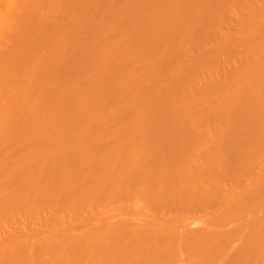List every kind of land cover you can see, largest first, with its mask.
Segmentation results:
<instances>
[{"label":"bare ground","instance_id":"1","mask_svg":"<svg viewBox=\"0 0 264 264\" xmlns=\"http://www.w3.org/2000/svg\"><path fill=\"white\" fill-rule=\"evenodd\" d=\"M106 1H104V3ZM129 1L127 0L128 3H131ZM149 1L151 0H136L134 2L136 6L133 3L132 5L129 4L130 6H133L131 9L127 7L128 3L126 4L124 0L122 1L126 5L124 6L123 4V6L127 7L126 10H133V8H135L132 15L136 18L133 20L137 19V17H139V20L141 17L145 18V14L153 9L152 13L151 11L147 13V16H149L148 14L151 13V17L149 16L148 20L146 18L145 21L141 18L142 21L144 20L142 23L141 20L139 21L138 19V21L136 20L137 22L135 21L136 23L132 22L131 20L133 16H130V20L125 21V16L123 14L126 13V11H124L125 8L123 6L122 7L124 9L121 8V11L124 13L118 14V12H114V14L117 13L116 16L118 15V20L116 16L112 14V16H115V22L119 21L118 25H116L117 23H115L112 19L111 21H113L112 23H115V25H111L112 23L110 19L109 23L111 24L108 23V20L106 23L104 22L106 20L105 18H109V15L106 14L113 12V10L111 11L109 9L114 8L112 5L115 1L113 4L108 1L107 6L112 4V8L110 5L108 6L110 7L108 9L109 11H107L108 13H106V8L102 6V8L105 9L104 12L106 13V16L104 15V21L101 19H99V21L101 20V22L104 23L99 24V21H97L98 23L95 21L94 24L98 25H96V27L95 25L94 27L91 25L93 28V31L91 30V38L90 36H87L88 43H91L90 46H92V44L94 45L92 46V49H90L91 47L89 48L90 52H87V49V53L82 54V52H79L80 50L75 51L80 47L77 49H74V47V51L71 49V46L70 48L65 47L67 55L66 52H64V57H62L61 61L59 60L61 65L60 70L63 73V77L60 76V70L57 74V77H55V74L53 77H50V82H52V79H54L56 85L54 84L52 88L48 89L49 92L47 91V99L44 96L42 100L40 99V101H37L31 90L33 87L37 85L39 86V83L43 77L42 73H44L48 62V58L51 59L50 56L55 55L56 52L59 51L60 41H65L64 43L67 41V38H65L63 41L62 37L60 40V29H62L60 28V12L64 11L63 9H67L70 4L74 3L75 6H73L77 8L78 6H76L75 0L74 2H72V0H0V6H3V8L0 7V139L3 140L5 138L3 141H6V144H11L12 139L11 142H8L7 139L16 136L13 138L15 140L18 135L23 133L19 131H24L25 135H23L24 133L22 134L24 137L28 136V141L24 142L25 146H21L20 144L22 148L17 147L19 148L17 150H14L13 148L10 151L6 148L4 150L3 145L0 144L2 145V151H0L2 152V154H0V156L2 155V159H0V174H3L2 177L6 178V176L10 173V179H12V176L14 177L18 174L32 178L31 180H27L22 183H20L19 180L18 182L16 181L18 177L16 179L14 178L15 182H12L13 179L10 182V180L6 178V181L9 183H5V179L1 178L4 180V183H2V181V184L0 183V264H186V262H192L193 264V262L195 263L196 261L197 262L195 264L199 262L202 264H218L219 261L218 263L215 261L218 258L221 260L223 259V262H225L224 264H264V214L259 213L262 211L260 207L264 205L262 203V206L259 207L261 211L258 210L259 215L263 214L260 218L259 215L256 214L258 208L257 204L261 201H255L257 204L254 203L256 197L258 200V197H260L261 194H264V116L258 117L254 116L255 114H253L251 119L247 118L249 119L248 123V120L244 115L243 117L246 119V121H244L243 126H245V122H247L249 126H245L246 129L241 133V129L244 128H238L239 131L237 129L235 130L234 127L231 128V132L232 129H234L237 134L239 133V137L235 136L236 139L238 138L236 140L237 142L235 141L236 145L232 141L234 146H238L237 149L233 147L232 149L227 150V153L223 150L226 154H223L224 152L222 151L224 145L221 146L222 149L217 147L218 150L222 151L221 153L223 156H221V154L218 155V152H212L214 151V148H216V145L215 147L212 146L214 147L211 148V150L213 149L212 151L209 149L206 150L208 143V140H206L207 138H204L207 137L205 135L206 133L204 134L205 136H203V139L206 140H204L206 143L203 144L205 147L200 141L202 140L203 142V139L197 137V134L200 130L198 127L200 124L205 126L207 121L203 119H205L207 115L212 116V118H210L211 116H208V122H211H207L209 127H212L210 126V124L213 123L211 119L216 117L218 112H220L218 111L220 109H216L217 107L215 103L218 102L217 97H222L218 96V94H222V92L223 94L227 91H231L230 93L236 92L235 94H238L237 92H239L240 94L238 96H241L242 94L243 98H240L245 100L251 96V93L254 98H252V96L250 98L252 102L251 106L249 105L250 103H247V106L249 105L250 108H253V104L255 106V103L252 101V99H255V94L253 95V93H256V102H259L260 104L263 103L261 105L256 103V107L259 105L261 108V106L264 105V102H262L264 101V93H262L264 90L262 91L261 89L264 88V27H260L261 29L258 31H254L253 29L255 26H257L253 24L254 20L261 19L264 22V0H216L215 2L213 1L214 4L212 3V7L210 6L211 0L207 1V3L203 2L205 0H153V2L151 1L153 5ZM208 2L210 5L207 9ZM147 3H151L149 6L152 5V7L150 6L151 9L148 8L149 10H147L148 6L146 7ZM199 4L206 7L204 10V13L206 14H202L204 7L202 11H200L201 8L199 6L197 7ZM230 4L234 7H237V9H235L233 6L230 7ZM120 7L121 6L119 5L118 9ZM227 7L231 9L228 10ZM194 8L196 9V14L197 11H200L201 15L204 16L201 17L199 13L198 15L200 18H206L205 20L208 19L207 21L213 25L209 24L211 26L210 27L207 24V27H205L206 25L204 24H206V21L203 24V21L201 22V20H198L199 16H195V13H193L195 10ZM68 10H70V8ZM73 10L77 9L73 8ZM100 10L102 12L103 9ZM118 11H120V9ZM101 12L99 13L102 14ZM208 13L210 17L208 16ZM103 14L101 17H103ZM121 15L124 19V22L122 23L121 20H119ZM98 17L99 14L97 18ZM196 17H198V21H194L199 23L197 24L198 29L193 27L194 30H199V28H201L199 25L202 26V28H207V31L204 30L205 28L203 30L201 28V30L197 31L199 35L194 31V33L198 35V40H196V42H198L197 44L199 47L196 45V42L193 45L196 37L193 33V28L190 27L191 25L196 26L195 22H193V19ZM77 21H79V19ZM144 22L145 24L143 25ZM220 23L221 27L219 25ZM252 24L254 27H252ZM215 25L219 27V33L223 26L226 27V31L221 33L223 35L216 36L219 33H212V31H214L213 27ZM113 26L114 28H112ZM109 28H111L113 31L111 29L108 31ZM208 28H210V30H208ZM230 28L231 30L235 29V31L232 30V32L230 30L231 32H229ZM185 29L186 34L184 31ZM188 29L194 34V36L191 32L189 33ZM159 30L165 32V34H168L166 41L164 39L165 34L163 35V33H161L162 31ZM66 32L68 33V30ZM107 32H110L109 34L111 36H114L115 34H118V38L120 36L119 40L116 38L117 35L114 36L116 39L114 37L110 39L111 41L116 40V42L113 41V43L116 44L111 43V41H109V43L107 42V40L111 37L107 35ZM149 32L150 35H147ZM151 32L154 34L157 32V34H155V39V36H152L154 34ZM180 32L181 35L179 34ZM187 32L188 35L192 34L189 36L191 39L188 38ZM111 33H114V35ZM183 33L184 35H182ZM158 34L160 36H157ZM161 34L163 36H161ZM185 35L188 40L191 41H188ZM104 36L109 37L108 39H105ZM148 36L150 37L148 38ZM179 36L181 38L185 37L184 42L188 41L185 43V46H188L191 44V42H193L191 44L193 46H186V50H189L188 52L190 54L191 48L194 46V48H198H196V54L194 53L196 56L192 52L194 55L193 59L192 57L187 58L190 57V54L185 51V48L184 50L181 48V46H185L183 40L179 39ZM251 36L253 37L251 38ZM157 37H163V39L159 40ZM103 38L105 41H103ZM150 38L151 41L154 40L156 43L159 41L155 45L156 47L153 45V42H151V45L149 42ZM141 39L142 41H145L142 42ZM162 40L168 45L171 44L170 46L173 47H169L167 45V48H165L166 45H163L165 43H163ZM213 40L215 42L214 45L216 44L215 47L213 46ZM84 41L81 43H84L83 46H86L88 43ZM147 41L150 44H148ZM202 41H204V43H202ZM205 41L208 44H212L210 48L212 50L209 52L207 50V53H204L203 50L206 51V49L209 48L211 44L208 46L205 44ZM71 42L72 41L69 43ZM173 42H179L180 44L182 43L181 46H178V48L180 47L182 49L179 54L182 55L186 53V56L184 55L185 57L183 55L180 57L179 54L175 53L181 49L178 50V48H176V43L172 45ZM145 43L146 45L144 46L143 44ZM160 43L163 45V48L161 46L162 49L157 48L158 44L161 45ZM199 43L201 45L203 44V46H207H205L206 48L202 46L204 49L200 51L203 52V54L199 52L200 55H197L199 48H201ZM149 45L152 47L154 46L156 51L153 48L150 49L151 47H148ZM159 45L158 47H160ZM174 46H176V50L174 49ZM234 46L237 48V50L235 49V55L238 52L236 59L235 57L234 59L232 57L234 54H230L232 52L234 53V50L230 52L231 49L235 48ZM257 47H259V49L262 48V50H260L262 54H260L261 52L259 50V54H256V51L254 50H256ZM172 48L175 51H170ZM69 49L75 53H69V51H67ZM184 51L185 53H183ZM76 52H78L79 55ZM226 53L229 55V57L225 55ZM59 54L57 55L60 56ZM188 54L189 56H187ZM216 55H218V57ZM219 55H222L223 58L226 56V59H224L223 62L227 64V66L228 63L226 60H228V58L230 59L231 57L234 61H238V65L236 61L232 63L233 65L236 63L235 65L237 66L232 65L230 69L229 67L222 65L224 69L227 67L230 73H228L226 69L223 70L225 71L224 73L222 71V74L218 73L217 76H215V71L217 68L215 70L214 67L219 64V57H222ZM147 56H150V58H154V61H157L159 66H157L158 64L156 62L154 63V61L151 59L153 61L152 63H154V66L157 64L155 67H157V71L160 72L154 70V66H151L153 70H151L150 67L146 68V70L143 69L150 64L149 62L145 61ZM183 57L185 61L186 58L188 59L187 63L191 59L192 62H189V64H196V61H198L199 64L201 63L199 62L200 60H204L206 58L203 61L204 63H201V65L203 66L204 64L205 67L208 65L206 68L207 70L203 69L205 67H202L201 69L206 71L208 74L206 75L205 72L199 73L202 71L200 68V71L196 72V65L192 66V64H190L193 68L189 67V64H185V66L183 65V67H180L178 65V59L181 61L180 64L186 63L183 62ZM208 58L211 59L210 61L215 60V62H210ZM147 59L150 61L149 57H147ZM207 59L210 64L208 63ZM232 59H230L229 62L233 61ZM112 60V66H110V62ZM116 61L117 64L114 63ZM132 61H135V66L134 63L131 64ZM216 61L218 63H216ZM144 62H146L147 65L146 63L144 64ZM223 62H220V64H223ZM130 64L132 65V69H130ZM141 64V69L143 72L145 70V73H143L144 77L141 76V70V73L139 72V67ZM209 65H213L211 68L214 69L215 75H213V70L209 68ZM105 66L107 69H110H105V71L108 72L103 71ZM108 66L110 68H108ZM172 66L176 68L175 71L174 69H171L173 72H176L174 73L175 75L173 78L170 75L171 79L168 78L167 80L169 74L167 77H164L163 74H161L163 77L160 75V78H164L165 80L164 81L160 79L161 81L166 82L167 80V82H170H168L169 86L164 85V89L162 88V83L161 88L163 90L161 91V88L159 87L161 81L156 77V72L159 74L164 73V68L169 67L165 70L166 72L168 71L167 73H169L171 72L169 69L172 68ZM158 67L160 70H158ZM260 68L261 71L258 73ZM134 70H137V73L140 74L142 80L145 79L147 82L150 80L149 78H154V75L150 76L152 74L149 75V73H146V71H153L151 73L155 74L156 78L155 81L154 79H151L150 82H154L148 84L144 81L142 82V80H139L141 78H139V75H136V80L139 82L137 87H139V89L135 87L138 83L136 80H134L136 81V85H134L133 89L131 88V90L137 89V91H135L140 93L139 95L136 94L135 91L134 93L132 91L133 96L134 94H136L138 97L142 95V98L140 97L142 100L136 96L137 102L141 103V101H150L153 104V101L154 103H157L158 100H161L158 103H163L162 106H167L168 104L171 105V103L176 105L174 102H177V99H179V104L177 105L178 108L174 107L176 108V112H170L174 109L170 105H168V108H166V106H158L159 104L157 103L154 104L157 105L154 109H158L154 110L156 112L155 114L160 113L161 110L164 109L162 112H170L168 115L172 114L168 116L166 113H163L166 114L168 118H173L172 120H174V125H176L177 121V123H179V121L182 123L183 121L182 124L184 125L185 129L189 128V130H192L191 128H193L194 131L195 127L194 137H197V139L192 138L195 141L191 140L190 136V140L188 138L190 142L186 143L179 136L182 140V143L184 142V144L186 143L187 145L180 144L179 146L177 145L179 143H177L176 145L179 151H175L174 148L172 151L175 152H169V147L165 149V147L168 146V141H166L167 145L162 144L164 148H162V146H160L161 144H159L158 148L154 149L156 145H149L148 147L146 144H143L144 142H142V144L133 141L126 143L123 140H127L126 137L136 138L138 135L141 136L138 130H142L139 126L142 124V122H140L138 119L144 118L142 117L144 116V113H147L146 115L151 113L153 111L152 108L154 107V105L149 103V105L151 104V107L149 106V109H147L151 111V108L152 111L149 112L147 109H145V112V110H142L146 108L145 105L148 103H144L145 105L143 104V107H141V105L139 103L137 104L135 99L132 97V93L128 94L125 91L123 87L124 82L120 84V79L123 80L122 77L124 76H128V79L130 80V74L128 73L133 74ZM242 70L244 73H241ZM209 72L210 75H213L210 77L211 79H213L214 76L218 77L219 80L214 82L215 84L217 83L216 85L213 84L210 79V81L208 80L207 76L209 75ZM237 72L239 75H237ZM134 73L136 74V72ZM165 73L164 75L167 74ZM202 74H205L204 77L200 76ZM240 74L241 76L243 75L241 80H236L235 77H240ZM146 75L149 78H147ZM58 76H60V78L62 77L61 82L59 81L60 78H58ZM199 77L202 81H198ZM205 78H207L208 82H210V85L207 83ZM228 78L231 80L227 81ZM125 80L127 79L125 78ZM157 80H159L160 84ZM140 81L144 84H140ZM197 81L199 83L202 82L200 84H203V86H200L201 88L196 87L198 89L191 90L189 88L193 85L191 83L196 82L198 85L199 83ZM131 82L132 81L130 80L128 84ZM156 82H158V87H156L157 85L154 86V83L156 84ZM167 82L164 84H167ZM226 82H229L230 85ZM231 83H236V85H234L236 86L235 91H233L234 89ZM78 84H80V88H78ZM211 84L215 85V87L217 86L215 88L216 90H214V86L212 87ZM150 85L154 86L153 88L156 87V90L157 88H160V91H156L154 89L157 94L154 91L150 93ZM187 85L189 90L185 89L187 88ZM83 86H85V89ZM224 86L228 87L225 89ZM230 86L233 90L229 89ZM238 86V89H240V87L248 89L249 94L246 93L247 91L245 92V96L248 94L246 98L243 96L244 92L241 90V93V91L237 89ZM218 87L220 91L218 90ZM77 88L79 90H87L90 88V90L88 89L89 92H83V94H87V96L86 94L84 96L87 97L84 99V101L86 100L84 103L81 102L80 104V101H73V95L76 93V90L79 93ZM127 89V91L130 90V88ZM210 89L211 92H213V90L214 93L215 91L217 93L219 92L218 94H215V100H217V102L212 100L214 98H210L212 96L214 97V93H211V96L209 97L211 100L206 98V96L210 93H208ZM224 89L226 91H223ZM256 89L257 91L261 90L262 92H258L262 93L263 96L260 97V93H257ZM131 90L129 92H131ZM250 90L256 92L252 93ZM148 92L150 93L149 96H151L152 93L155 95L152 94L153 96L145 101L143 97ZM158 92H163V94L161 93V96H157L159 94ZM44 93L46 94V92ZM226 94L229 96V92ZM226 94L225 97L227 96ZM235 94H231V96H237ZM166 95H168L169 98L171 97V100H169V98L166 99ZM204 95L206 100L209 103H212L209 104L205 100ZM75 96H77V98L79 97L78 95ZM175 96L178 98L174 99ZM228 96L226 97L227 101L225 106L222 105V108L220 107L221 109L226 107L228 110V104H232L231 100L229 101V99H232V97L230 96V98ZM129 97L133 98L134 100H132L131 106H129V108V104L126 103V110V108L122 107L121 105L124 106V103L126 102L124 99L126 98L127 102H129ZM155 97H161V99L157 98L158 100L155 101ZM257 97L260 99H257ZM195 98L196 100H194ZM237 98L238 97L235 99L234 97L232 101L236 100V103L239 102L238 105H240V103H244L245 100L243 101L239 99L240 101H238ZM145 99H147L146 96ZM151 99H153V101ZM198 99H200V101ZM219 99V104L221 105L222 99ZM122 100L124 103H122ZM192 100L194 101L192 102ZM204 100L205 102H202ZM223 100L222 102L224 103L225 100ZM120 101L121 105H119ZM133 101L134 104H132ZM168 101L170 103H168ZM200 102L202 105H200ZM236 103L234 101L233 106H235ZM116 104L117 106H121L118 108L125 109L118 110V108H116V112L117 110L119 111L117 112V115L122 113L123 118L126 119V122L107 123V129L105 127L104 129L103 126L101 127L100 125H97L96 127H93L94 130L96 129L95 131L92 130V133L88 131L91 133L88 134V136H86L87 134L85 133L86 135H84V137L83 134L82 137L81 135H77L78 137L75 139L76 137L71 135L70 138L73 136L74 139H68L66 140L67 142L65 141L67 137L69 138L70 131L75 130V133H77L78 125L81 123H84L83 125H85L87 122H89L91 125L95 123L100 124L95 121L100 120V118L105 115V112H108L107 110L110 111V109H115L117 106L114 105ZM169 106L171 109L170 111ZM243 106L246 107L245 105ZM243 106L241 105L242 112L244 111ZM214 107H216V112L214 111ZM232 107L231 110H233ZM165 108L167 111H165ZM237 108L238 106L236 109ZM256 109L259 108L257 107ZM122 110L124 111L120 112ZM227 110H224V112ZM237 110H235V112ZM252 110L254 112V109ZM212 111L214 112L213 114L217 115H212ZM233 111H228L231 113L230 116L227 112L226 114H223V116L226 118L229 116L230 118L235 113ZM245 111H247L246 108ZM116 112L113 114L116 115ZM124 112L127 116L124 114ZM221 112L224 113L222 110ZM240 112L241 111L238 113ZM249 112L252 114V111ZM222 113L220 114L222 115ZM255 113L259 115V112ZM106 116H108V114ZM155 116H157V118L154 117V120L156 119V123H158L160 116ZM241 116L242 115H240V117ZM118 117L121 118L120 115ZM167 117L163 118V120L166 119L164 122L167 121L168 124L169 122ZM218 117H220V115L216 117L219 122V119L221 118L218 119ZM248 117H250V114ZM96 118L97 120H95ZM231 118L233 120L235 117ZM102 119L103 117L101 120ZM129 119H136V121L129 122ZM160 119L161 121L159 120L160 123H158V125L163 123L162 118ZM54 120H58L55 123L56 125H60V122L62 124H71H68L69 126L66 125L67 127L62 128L65 130V132L69 131V133L67 132L68 136L65 133L64 136H67L66 138L64 137L65 139H61L63 136L60 138L59 131L63 132V130L60 129V127L57 128V126L53 125V122H50ZM144 120H146V117ZM141 121H143V119H141ZM233 121H235V119ZM49 122L53 123L51 124V126L53 125L52 127H55L50 129ZM216 122L217 121L214 120L215 124L218 123ZM220 122H222V120H220ZM214 123L211 124L214 128V130L210 129L212 132H214L216 130L215 127H217V125L214 127ZM224 123L228 122L224 121ZM224 123H222L224 126H221L225 129L231 125L230 123V125ZM237 123H239V121L236 122V124ZM240 123L243 124L242 120ZM47 124L49 126H47ZM114 124L118 125L120 128H123L120 129L116 127L117 131L115 132L111 128L108 129V126H114ZM163 124L162 126L159 125L160 127L158 126V128H162L164 130L163 127H170V123L168 126H166L165 123ZM126 125H129V127L132 129H136L138 131V135L134 134L136 133V130H130L129 127L126 129ZM135 125H138L140 128H133ZM154 126L157 127L156 124ZM176 126L173 127L176 129ZM206 126L204 128H206ZM169 127L167 129L172 130V128ZM184 127L181 128L180 131L178 128V130H176L184 135L181 131L182 129L185 130ZM230 127H232V125ZM196 128L198 129L197 134ZM219 128L220 127L217 128L219 131L218 133L214 132L216 133L214 134L211 132V134L217 136V134H219L221 131ZM144 129L145 128H143V131L141 132H145ZM154 129L150 128L151 132H154ZM160 129H158V131ZM50 130H58V132H56L57 134L55 132L52 134ZM81 130L82 129L78 131L80 132ZM146 130L149 131L147 133H153H151L148 129ZM163 130H161L162 133L167 131ZM189 130L186 131L188 132ZM222 131L225 130L222 129ZM42 132L47 133L43 134ZM207 132L209 133V130H207ZM192 133L193 134L189 132V134L193 136L194 132ZM114 134L115 136L113 137ZM181 134L178 133V135ZM199 134L202 135L203 132ZM229 134L231 133L229 132ZM110 135L111 137H108ZM116 135L118 136L116 137ZM152 135L156 134L153 133ZM212 135L210 136L213 139L215 136ZM105 136L107 139H112V137L115 139L116 137L119 140L120 137L123 136L121 137L123 143H121V140L119 142L116 141L117 139L115 141H110V139L107 140ZM240 136L244 138L242 139ZM219 137L220 136L217 137L218 140H220L222 137L224 138L223 135L220 138ZM183 138L184 140H187L185 135ZM208 139H210L209 143L213 141L211 138ZM226 139L225 142L227 144ZM60 140H64V142ZM142 140L145 141L143 138ZM215 141H217V139ZM159 143H162V141L160 140ZM219 144L218 146H220ZM226 144L225 149L227 148ZM209 145L208 148L210 147ZM240 145L242 147L244 146L243 149L238 148L241 147ZM181 146L185 147L186 149L183 148L182 150ZM149 148L151 149L149 150L152 152H149L151 154L146 153L148 152ZM163 149H165L166 152H164ZM195 149L198 150V153ZM3 150H7V153L11 151L12 152L11 154L8 153L9 155L7 154L3 156L6 153H4ZM143 150H145V153ZM172 160H175L176 163H174L175 161L172 162ZM12 172H14V175H12ZM176 175L182 176H177V184H175ZM179 182L180 184H178ZM214 182H219L217 185L221 186H215ZM221 182H223V184ZM230 193L231 195L228 198L226 195ZM205 211L207 213L204 214L207 216H204V214L201 213ZM198 213L203 214V216L207 218L206 220H204L205 218H201L202 221L204 220L203 222L199 221L200 217L196 218L199 221H197V225H200L195 226L196 219L192 222V217ZM254 215L259 218H255ZM233 220H235L237 223L234 224ZM230 221L232 223H229L231 226L227 225L229 229L227 227L225 228L226 223ZM58 222H60V225ZM203 223H206L205 226H203ZM223 224L225 225L221 228L220 226ZM37 227H39L40 230H38ZM248 230L254 232L251 234L248 232ZM229 245H232V247L236 249L234 251L224 252L223 248H227Z\"/></svg>","mask_w":264,"mask_h":264},{"label":"rangeland","instance_id":"2","mask_svg":"<svg viewBox=\"0 0 264 264\" xmlns=\"http://www.w3.org/2000/svg\"><path fill=\"white\" fill-rule=\"evenodd\" d=\"M77 1H78V2H77ZM102 1H103V2H102ZM104 1H106V0H75L76 6H78V8H77V7H74L75 4L73 3V4H70L69 6L67 5L68 8H67V9H63L64 11H61V10H60V11H61V12H60V28H62V29H60V34H61V35H60V40H61V37H62V40H63V41L65 40V38H67V41H66V43H64L65 41H64V42L60 41V48H59V51L56 52L55 55L50 56L51 59L48 58V62H47L46 68H45V70H44V73H42V74H43V77H42V80H41L40 83H39V86L37 85V86H35V87L32 88L31 92L33 93L34 97H36L37 101H40V99L42 100V99L44 98V96H45V98L47 99V97H48V94H47V93L49 92L48 89L52 88L54 84L56 85V82H54V79L51 78L53 81L51 80L52 82H50V77H53L54 74H55V77H57V74L59 73V70H60V68H61V67H60V66H61V65H60V61H61L62 57H64V52H66L65 47H66V48H68V47L70 48V46H71V47H72L71 49H73L74 47H75L74 49H77L78 47H80V48H78V50H75V51H79V50H80L79 52H80V53L82 52V54H83V53L85 54V53H87V52H90L89 50L92 49V46H94V45L92 44V46H90L91 43H88V39H87L88 37H87V36H90V38H91V35H92L91 32L93 31V28L91 27V25L94 27V25H95L94 22H95V21H96V23H98L97 21H99V19H101V20L104 21L103 18H105L106 15H109V18H105L106 20H105L104 22H106V21L108 20V23H109V19H110V21H111V19H112V20L115 22V20H114L115 18H114V17L116 16L117 13L114 14V12H118V14H122V13H124V12L121 11V8H122V9L125 8L124 11H126V13L123 14V15L125 16V18H124L125 21H126V20H130L131 17L133 16L132 13H133V11H134L135 8H133V10H128V9L126 10V8L128 7L129 9H131V7H133V6H130V5H132V3L134 4V2H135L136 0H135V1H134V0H131V1L128 0V1L131 2V3H128L127 0H126V1L124 0V2H125L126 4L128 3V4H127V7H124V6H126V5H125L124 2H122L123 0H112V1H111V0H107L105 3H104ZM108 1H110L112 4H113V2L115 1L113 5L111 4V5L114 7L113 9H109L110 7L112 8V6H111L110 4H109L110 7H108L109 5L107 6ZM151 1L153 2V0H151ZM151 1H149V2H151ZM205 1H206V2H205ZM205 1H203V2H204V3H207V1H209V0H205ZM213 1L215 2L216 0H211V1H210V4H211V5H210L209 2H208V7H207V9L209 8V5L212 7V3L214 4ZM72 2H74V0H72ZM101 2H102V3H101ZM118 2H119V3H118ZM152 2H151V3H152ZM117 3H118V4H117ZM121 3H122V4H121ZM151 3H149V4H151ZM204 3H203V5H204ZM218 3H219V2H218ZM99 4H100V6H99ZM103 4H104V5H103ZM123 4H124V6H123ZM129 4H130V5H129ZM149 4L147 3V5H146V7L148 6V7H147V10L151 9L150 6L152 7V5H153V3H152V5H150V6H149ZM201 4H202V3H201ZM201 4L197 5V7L199 6V7L201 8L200 11H202V9H203V7H204V6H202ZM71 5H72V6H71ZM73 5H74V6H73ZM105 5H106V6H105ZM114 5H115V6H114ZM116 5H118V6L120 5V6H121V7L119 8L120 11H118L119 9H118V6H116ZM134 5H135V4H134ZM154 5H155V4H154ZM234 5H235V3H234ZM102 6L106 8V13H108L107 11H109V10H111V11L113 10V12H110V14H106V13L104 12L105 9L102 8ZM122 6H123L124 8H123ZM135 6H136V5H135ZM135 6H134V7H135ZM206 6H207V4H206ZM231 6H233V5L230 4V7H231ZM0 7L3 8V6H0ZM107 7H108V8H107ZM115 7H116L117 9H116ZM195 7H196V5H195ZM233 7H234V6H233ZM64 8H65V7H64ZM69 8H70V10H68ZM71 8H72V9H71ZM73 8H74V9H77V10H73ZM98 8H99V9H98ZM148 8H149V9H148ZM200 8H199V9H200ZM205 8H206V7H204L202 14L204 13ZM227 8H228V7H227ZM234 8L237 9V7H234ZM234 8H233V10H234ZM100 9H103L102 12H101ZM108 9H109V10H108ZM194 9H195V8H194ZM230 9H231V8H228V10H230ZM65 10H67V11H65ZM147 10H146V11H147ZM152 10H153V9L150 10L151 13L153 12ZM218 10H219V9H218ZM71 11H76V12H71ZM128 11H129V12L131 11V12H130L131 14H130ZM146 11H145V12H146ZM150 11H148L147 13H149ZM195 11H196V9L193 11V13H195ZM200 11H199V12L197 11V14L195 13V16H199V15H200L201 17H204L203 15L206 14V13H204L203 15H201V12H200ZM236 11H237V10H236ZM99 12H101L102 14L104 13V14H103V17H101L102 14H100ZM119 12H120V13H119ZM127 12H128V14H130V15H128ZM206 12H207V11H206ZM147 13L145 14V18H144V17H141V18L144 19V20L147 18V20H148V17L151 15V13L148 14L149 16H147ZM199 13H200V14H199ZM98 14H99V17L97 18ZM105 14H106V15H105ZM112 14H114L115 16H112ZM125 14H127V15H125ZM198 14H199V15H198ZM96 15H97V16H96ZM104 15H105V16H104ZM193 15H194V14H193ZM126 16H127V19H126ZM130 16H131V17H130ZM200 16H199V18H200ZM208 16H209V13H208ZM100 17H101V18H100ZM117 17H118V15L116 16V18H117ZM120 17H121L122 19H121ZM120 17H119V18H120L119 20H121V23L124 22L123 16L121 15ZM150 17H151V16H150ZM209 17H210V16H209ZM209 17H207V18H209ZM128 18H129V19H128ZM134 18H136V17H134V16L132 17V20H131L132 22H135L137 19L139 20V17H137V19L133 20ZM141 18H140V20H141V23H142L144 20L142 21ZM197 18H198V17H196V18L193 19V22H195V24H196L197 27H196V26H193V25H191L190 27H192V28L195 27V28L198 29V25H197V24H198L199 22L196 23V21H198V20H201V22L203 21V24H204L205 21H206V24H204V25H206L205 27H207V24H208V25H209V24H210V25H213V24H211L209 21H207L208 19L205 20L206 18H205V19H204V18H200V19L198 18V20H197ZM78 19H79V21H77ZM97 19H98V20H97ZM209 19H210V18H209ZM101 20L99 21V24L104 23V22H101ZM117 20H118V18H117ZM122 20H123V21H122ZM138 20H137V21H138ZM140 20H139V21H140ZM194 20H196V21H194ZM113 21H111V23H112ZM137 21H136V22H137ZM145 21H146V20H145ZM136 22H135V23H136ZM217 22H218V21H217ZM255 22H256V23H255ZM258 22H259V23H258ZM61 23H62V24H61ZM106 23H107V22H106ZM111 23H109V24H111ZM115 23H117L116 25H118L119 21H116ZM115 23H112L111 25H113V24L115 25ZM261 23H262V24H261ZM63 24H64V25H63ZM144 24H145V22L143 23V25H144ZM214 24H215V23H214ZM253 24H254V25H257V26L254 27ZM253 24H252V27H254V28H253L254 31H258V30H260L261 28L264 27V25H263L264 22H263L261 19H259V20H254V21H253ZM96 25H98V24H96ZM96 25H95V27H96ZM210 25H209V26H210ZM219 25H220V27H221V23H220ZM261 25H263V26H261ZM61 26H62V27H61ZM119 26H120V24H119ZM215 26L217 27V25H215ZM215 26L213 27L214 31H212V30H213L212 28H211V29H212L211 31H212V33H215V32H216V34H217V33H219V27L216 28ZM258 26H259V27H258ZM116 27H117V26H116ZM199 27L202 28V26H200V25H199ZM205 27H203L202 30H203ZM210 27H211V26H210ZM223 27H224V28H223ZM223 27H222V29L220 28V29H221V30H220V33L217 34L216 36L223 35V34H221V33H224V31H226V29H225L226 27H225V26H223ZM260 27H261V28H260ZM63 28H64V29L66 28V29L68 30V33L66 32L67 30L65 29V30H66V31H65ZM112 28H114V26H113ZM188 28H189V27H188ZM192 28H191V31H192ZM201 28H199V30H201ZM255 28H256V30H255ZM257 28H258V29H257ZM110 29H111V28H109L108 31H109ZM186 29H187V28H186ZM186 29L184 30V31H185V34H186ZM189 29H190V28H189ZM189 29H188V30H189ZM206 29H207V28H205L204 30H206ZM216 29H217V30H216ZM61 30H62L63 33L61 32ZM91 30H92V31H91ZM111 30H112V29H111ZM199 30H196V29L194 30V28H193V33H194V31H195L196 33H198L197 31H199ZM208 30H210V28H208ZM230 30H231V28L229 29V32H231L232 30L235 31V29H232L231 31H230ZM112 31H113V30H112ZM159 31H162V30H159ZM191 31L189 30V33H190ZM206 31H207V30H206ZM217 31H218V32H217ZM233 31H232V32H233ZM64 33H65V34H64ZM69 33H70V34H69ZM107 33H108V32H107ZM109 33H110V32H109ZM109 33H108L107 35L111 36ZM151 33H152V32H151ZM161 33H163V35L165 34V32H163V31H162ZM191 33H192V32H191ZM193 33H192V34H193ZM62 34H63V35H62ZM66 34H67V35H66ZM88 34H89V35H88ZM111 34L114 35V33H111ZM152 34H154V33H152ZM155 34H157V32H155ZM155 34L152 35L153 37L155 36L154 39L156 38V35H155ZM179 34L181 35V32H180ZM192 34L188 35V32H187V36H188L189 39H191L189 36H191ZM194 34H195V33H194ZM194 34H193V36H194ZM65 35H66V36H65ZM115 35H117L116 38H118V34H115ZM115 35H114V36H115ZM147 35H150V32H149V34H147ZM163 35L161 34V36H163ZM165 35H166V36H165ZM165 35H164V37H165L164 39H165V41H166V37L168 38V36H167L168 34H165ZM182 35H184V33H183ZM198 35H199V33H198ZM198 35L195 34L196 39L194 38V39H195V40H194V43L191 42V44H192V43H193V45L195 44L196 40H198V39H197V38H198V37H197ZM214 35H215V34H214ZM105 36H106V35H105ZM105 36H104V38H105V39H106V38L108 39L109 36H108V37H105ZM114 36H111V37L107 40V42L109 43V41H111L110 39L113 38ZM145 36H146V35H145ZM152 36H151V37H152ZM157 36H160V35L158 34ZM149 37H150V36H148V38H149ZM177 37H178V36H177ZM179 37H180V36H179ZM182 37H183V36H182ZM185 37H186V35H185ZM185 37H183V38L180 37L179 39L183 40V42H184V38H185ZM252 37H253V36H251V38H252ZM68 38H69V39H68ZM90 38H89V40H90ZM104 38H103V41H105ZM114 38H115V37H114ZM116 38H115V39H116ZM143 38H144V37H143ZM145 38H146V37H145ZM186 38H187V37H186ZM188 38H187V40H188ZM84 39H85V41H84ZM119 39H120V36H119L118 40H119ZM157 39L160 40V39H163V37H162V38L157 37ZM176 39H177V38H176ZM176 39H175V40H176ZM69 40L72 41V42L69 43V42H70ZM118 40H117V41H118ZM148 40H149V39H148ZM185 40H186V39H185ZM68 41H69V42H68ZM82 41L87 42L89 45L85 43L86 46L84 45V46H85V47H84V46H83L84 43H81ZM113 41L116 42V40H112L111 43H113ZM120 41H122V40H120ZM141 41H142V39H141ZM144 41H145V40H144ZM144 41H142V42H144ZM156 41H157V40H156ZM162 41H163V40H162ZM165 41H163V43H165ZM176 41H177V40H176ZM178 41H180V40H178ZM188 41H191V40H188ZM188 41H185V42H184V46H185V43H187ZM192 41H193V39H192ZM206 41H207V40H206ZM206 41H205V44H207V45L209 46V44H211V43L208 44V43H206ZM208 41H212V40H208ZM94 42H95V41H94ZM96 42H97V40H96ZM96 42H95V43H96ZM139 42H140V41H139ZM149 42H150V43L153 42V45L155 46L159 41H157V43H156L154 40L151 41V38H150ZM180 42H181V41H180ZM200 42H201V41H200ZM67 43H68V44H67ZM72 43H73V44H72ZM118 43H120V42H118ZM147 43H148V41H147ZM150 43H148V44H150ZM154 43H155V44H154ZM175 43H176V42H175ZM175 43L173 42L172 45L175 44ZM197 43H198V42H196V45L199 47V45H198ZM202 43H204V41H202ZM214 43H215V42H214V40H213V46L215 47L216 44L214 45ZM70 44H71V45H70ZM76 44H77V45H76ZM79 44H80V46H79ZM81 44H82V45H81ZM113 44H116V43H113ZM160 44H161V43H160ZM176 44H177V47L174 46V49H175V47L178 48L179 45L181 46L182 43L180 44L179 42H177ZM191 44H189L188 46L186 45V46L189 47ZM199 44H200V43H199ZM143 45L145 46L146 43L143 44ZM151 45H152V43H151ZM158 45H159V44H158ZM158 45H157V48H161V46H162V48H163V45H166L165 48H167V45H168V44H166V43L163 44V45L161 44V45H159L160 47H158ZM170 45H171V44H169L168 46H169V47H173V46H170ZM193 45H191V46H193ZM200 45H201V44H200ZM207 45H204V46H203V44H202V45H201V48H199V50H198V52H197V53H198L197 55H200L199 52H201V51L204 49V48H202V46L205 47V46H207ZM154 46L152 47V46L149 45L148 47H151L150 49L153 48V49L155 50L156 48H154ZM186 46H185V47L181 46V48H182L183 50H184V48H185V51H187V50H186V48H187ZM211 46H212V44L209 46V48L206 49V51L203 50L204 53H207V50H208V52H209L210 50H212V49H210ZM81 47H82V48H81ZM90 47H91V48H90ZM155 47H156V46H155ZM194 47H195V46H194ZM194 47H193V48H194ZM214 47H213V48H214ZM231 47H232V46H231ZM234 47H235V46H234ZM89 48H90V49H89ZM162 48H161V49H162ZM181 48L179 47L178 50L181 49ZM193 48H191V50H192ZM196 48H197V47H196ZM196 48L193 49V50H195V51H193V50L191 51V50H190L191 54H192V52H193V54H194V53L196 54ZM205 48H206V47H205ZM228 48H229V47H228ZM232 48H233V47H232ZM71 49H69V50H67V51H69V53H71V54L75 53V52H73L74 49H73V51H72ZM82 49H84V50H82ZM85 49H86V50H85ZM87 49H88V51H87ZM172 49H173V48H172ZM172 49H171L170 51H175V50H176V49H175V50H174V49L172 50ZM182 49L179 50V51H177L178 53H177V52H175V53H176V54H179V52H181ZM188 49H190V48H188ZM197 49H198V48H197ZM230 49H231V48H230ZM235 49L237 50L236 47H235L234 49H231V50H230V52L234 50V53H233V52L230 53V54H234V55H232L233 59H234V57H235V59H236V58H237L236 55L238 54V52H237L236 55H235ZM254 49H255V48H254ZM81 50H82V51H81ZM200 50H201V51H200ZM252 50H253V49H252ZM258 50L260 51V50H262V48L259 49V47H257L256 50H254V51H256V54H257V55L259 54V51H258ZM83 51H84V52H83ZM86 51H87V52H86ZM155 51H156V50H155ZM185 51H184L183 53H185ZM188 51H189V50H188ZM188 51H187V53H189ZM257 51H258V52H257ZM252 52H253V51H252ZM260 52H261V51H260ZM59 53H60V54H59ZM76 53L78 54V52H76ZM201 53L203 54V52H201ZM57 54H59L60 56H58ZM77 54H74V55H77ZM185 54H186V53H185ZM185 54H182V55L184 56ZM189 54H190V53H189ZM189 54H188L187 56H189ZM191 54H190V57H187V58H191V57H192V59H193V57H194L195 54H194V55L192 54V56H191ZM253 54H254V52H253ZM260 54H262V52H261ZM66 55H67V52H66ZM78 55H79V54H78ZM179 55H180V57H182L181 54H179ZM179 55H178V56H179ZM225 55H227V53H226ZM185 56H186V55H185ZM185 56H184V57H185ZM195 56H196V55H195ZM216 56L218 57V55H216ZM219 56H222V55H219ZM227 56L229 57V55H227ZM59 57H60V59H59ZM147 57H149V59H150L151 62L148 61ZM147 57H146L147 60H146L145 58H143V59H145V61L149 62V63L152 64V65H150V64L148 63L150 66L148 65V66L144 67V66H145L144 64L146 63V62H144V64H143V65H144V66H143L144 68H143V69L146 70V68L150 67V69L153 70V68H151V66L153 67V66H154V63H155V62L157 63V61H154V60H153L154 58H150V56H147ZM184 57H183V60H184L183 62H186V63H184V64L181 63L182 65L180 64L181 61L178 59V62H179L178 65H179L180 67H181V66L183 67V65L185 66V64H189V62H192L191 59H190V61L187 63L188 59L186 58V61H185ZM214 57H215V56H214ZM214 57H213V58H214ZM217 57H215V58H217ZM232 57H231L230 59H232ZM219 58H220V62L222 63V62L224 61V59H226V56H225V58H223V56H222V57H219ZM143 59H142V60H143ZM151 59L154 61V63H152L153 61H152ZM181 59H182V58H181ZM205 59H206V58H205ZM205 59H204V60H205ZM208 59H209V61L211 60L210 58H208ZM208 59H207V61H208ZM230 59L228 58V60H226L227 63H228V66H227V64H225L224 62H223V64H220V62H219V64L216 65V66H218V67H216V66L214 67L215 70H216V68H217V70H216L217 72L215 71V74H216V75L214 74V69L211 68V67H213V65H209V68H211V70H213V75L217 76L218 73H219V74H222V71H223V70H226L227 67H229V69H230V67L233 65V63H234L235 61H236V63L238 62L237 60L234 61L233 59H232L233 61L229 62ZM59 60H60V61H59ZM114 60H115V59H114ZM156 60H157V59H156ZM204 60H200L199 62L204 63V62H203ZM216 60H217V59H216ZM218 60H219V59H218ZM221 60H222V61H221ZM193 61H194V60H193ZM209 61H208V63H209ZM112 62H113V60L110 62V63H111V65L109 64L110 66H112ZM134 62H135V61H134ZM134 62L132 61L131 64L134 63ZM158 62H159V60H158ZM196 62H197L196 64H195V63H190V64H192V66H193V65H196V67H195V66H194V67L197 69V71H196L195 69H194V70H195L196 72H199L200 69H201L202 67H205V66H204V64H203V66H202L201 63H199V64L201 65V66H200V65L198 64V61H196ZM205 62H206V61H205ZM210 62H213V63H214L215 60H214V61L212 60V61H210ZM232 62H233V63H232ZM114 63L117 64V61L114 62ZM142 63H143V62H142ZM159 63H160V62H159ZM208 63H206V64H208ZM216 63H218V62L216 61ZM236 63H235V64H236ZM131 64H130V65H131ZM137 64H138V63H137ZM157 64H158V63H157ZM157 64H156V65H157ZM190 64H189V67L193 68ZM197 64H198V65H197ZM209 64H210V63H209ZM211 64H212V63H211ZM229 64H230V65H229ZM235 64H234V65H235ZM146 65H147V63H146ZM156 65H155V66H156ZM219 65H221V66H219ZM222 65H223V66H227V67H225V69H224ZM234 65H233V66H234ZM237 65H238V63H237ZM237 65H235V66H237ZM58 66H59V68H58ZM113 66H114V64H113ZM115 66H116V65H115ZM134 66H135V63H134ZM155 66H154V70L157 71V67H155ZM157 66H159V64H158ZM199 66H200V67H199ZM248 66H249V65H248ZM141 67H142V64H141V66L139 67V68H140V69H139V72H140V70H141V72H142V75H141V76L144 77V76H143V75H144L143 73H145V70H144V72H143V70L141 69ZM169 67H170V66H169ZM169 67H167V68H169ZM177 67H178V66H177ZM180 67H179V68H180ZM207 67H208V65H207L205 68H203V69L207 70V69H206ZM219 67H220L222 70H221ZM108 68H110V67L108 66ZM155 68H156V69H155ZM158 68H159V67H158ZM160 68H161V65H160ZM160 68H159L158 70H160ZM167 68L165 67L164 69L166 70ZM179 68H178V69H179ZM199 68H200V69H199ZM105 69H107L106 66L104 67L103 71H104V72H108V71H105ZM130 69H132V65H131V68H130ZM171 69H172V70L174 69V71L176 70V68H174L173 66H172V68L169 69V70L171 71V72H169V73H167L168 71L166 72L165 70H163L164 73H165V72L167 73V74L165 73L166 75H164V73H160V74H159V73H157V72H160V71H157V72H156V75H157L156 77L159 78V80H160V79H161L160 77L162 76L161 74H163L164 77H167V75L169 74V76L171 75L172 78H173V76L175 75L174 73H176V72H173ZM198 69H199V70H198ZM203 69H201L202 71H200L199 73H201V72H205V74L207 75L208 73H206V71H204ZM240 69H241V68H240ZM107 70H110V69H107ZM147 70H149V69H147ZM218 70H219V71H218ZM231 70H232V68H231ZM258 70H259V69H258ZM60 71H61V70H60ZM209 71H210V69H209ZM220 71H221V73H220ZM226 71H227L228 73H230V71H229L228 69H227ZM260 71H261V68H260V70L258 71V73H259ZM127 72H128V71H127ZM129 72H130V71H129ZM131 72H132V70H131ZM134 72H136V74H135ZM137 72H138L137 70H134V71H133V74H132V73H128V74H130V75H129V76H130V80L132 81V82L130 83L131 86H130V84H128L129 81H130V80L128 79V76H126V77H125V76L122 77L123 80H125V78L127 79V80H125V81H123V80L120 79V81H121L120 84L123 83V82H124V83L126 82L125 84L123 83V87H124L125 91H126L128 94L132 93V91H133V93H134L135 90L137 91V89H139V87H137V86L139 85V82H138V80H136V79H137L136 75H139V78H141V76H140V74L137 73ZM141 72H140V73H141ZM147 72L149 73V75L152 74V75H150V76H153V75H154V78H153V77H152V78H149L150 76H149L148 74H147V75H148L149 77H147V75H146V77L149 78L150 80H151V79H154V81H155V79H156V78H155V74L151 73V72H153V71H146V73H147ZM154 72H155V71H154ZM161 72H162V70H161ZM193 72H194V71H193ZM224 72H225V71H223V73H224ZM64 73H65V72H64ZM237 73H238V72H237ZM241 73H244V71L242 70ZM50 74H51V75H50ZM60 74H61L60 76L63 77V73H62V71L60 72ZM128 74H127V75H128ZM205 74H202V75H200V76H203V77H204ZM211 74H212V71H211ZM132 75H135V76H132ZM160 75H161V76H160ZM213 75H210V72H209V75L207 76V78H208V80L210 79L211 82H213V84H215L214 82H217L219 79H218V77H215V76H214L213 79H211L210 77L213 76ZM237 75H239V73H238ZM60 76H58V78H60ZM158 76H159V77H158ZM163 76H162V77H163ZM169 76L167 77V80H168V78L171 79V76H170V77H169ZM242 76H243V75H242ZM242 76H241V74H240V77H239V76H236L235 79H236V80H237V79H238V80H241V77H242ZM48 77H49V78H48ZM62 77H61L60 80H59L60 82H61ZM134 77H136V78H134ZM146 77H145V78H146ZM203 77H202V78H203ZM132 78H133V80H132ZM139 78H138V79H139ZM207 78H205V79L207 80ZM216 78H217V79H216ZM48 79H49V80H48ZM56 79H57V78H56ZM214 79H215V81H214ZM57 80H58V79H57ZM134 80L137 81V83H138L137 85H136V83H135L136 81H134ZM139 80H142V78L139 79ZM147 80H148V79H147ZM150 80H148V82H147V81H145V79H143L142 82L144 81V82H146V83H148V84L154 82V81L150 82ZM159 80H157V81L159 82ZM161 80H164V78H162ZM161 80H160V81H161ZM167 80H166V82H167ZM200 80H201V79H200V77H199V80H198V81H200ZM208 80H207V83L210 85V82H208ZM210 80H209V81H210ZM212 80H213V81H212ZM228 80L230 81L231 79L228 78L227 81H228ZM89 81H90V80H89ZM127 81H128V82H127ZM164 81H165V80H164ZM198 81H197V82H198ZM201 81H202V80H201ZM204 81H205V80H204ZM232 81H233V79H232ZM232 81H231V82H232ZM133 82H134V83H133ZM158 82H156V84L154 83V86H156ZM166 82L161 81V84H160V82H159V84H160L159 87L161 88V85H162V83H163L162 88L164 89V88H165L164 85H168V82H169V81L167 82V84H164V83H166ZM219 82H220V81H219ZM219 82H218V85H219ZM244 82H248V81H244ZM49 83H50V84H49ZM52 83H53V84H52ZM90 83H91V81H90ZM169 83H170V82H169ZM195 83H196V82L191 83V84H193V85L191 86V87H193V88L189 87L191 90H193V89H198V88H196V87L201 88L200 86H203V84H200V83H202V82H200V83L198 82V83H199L198 85H197V83H196V84H195ZM205 83H206V82H205ZM226 83L228 84L229 82H226ZM51 84H52V85H51ZM87 84H88V82H87ZM127 84H128V85H127ZM132 84H133V85H132ZM140 84H144V83H141V81H140ZM216 84H217V83H216ZM216 84H215V85H216ZM231 84H232V83H231ZM79 85H80V84H78V86H79ZM124 85H125V86H124ZM126 85H127V86H126ZM134 85H136L135 87H136L137 89H135V90H131V88L133 89V86H134ZM215 85H212V84H211L212 87L214 86V87H213L214 90H216L215 88L217 87V86L215 87ZM229 85H230V83H229ZM234 85H236V83L232 84V87H233L234 90L231 88V86H230L229 89H232L233 91H235V90H236V88H235L236 86H234ZM81 86H82V85H81ZM89 86H90V85H89ZM89 86H87V87H89ZM120 86H122V85H120ZM129 86H130V87H129ZM151 86H152V85H150V88H149V92H150V93L153 92V91L156 92V91H158V90L160 89V88H157V90L155 89L156 87H158V85H157L155 88H153L154 86H152V87H151ZM168 86H169V85H168ZM189 86H190V85H189ZM84 87H85V86H83V88H84ZM123 87H122V88H123ZM125 87H126V88H125ZM212 87H211V88H212ZM224 87H225V89H226L228 86H227V87L224 86ZM78 88H80V86H79ZM78 88H77V89H78ZM127 88H130L131 92H129L130 90L127 91V90H128ZM152 88H153V89H152ZM162 88L160 89L161 91L163 90ZM189 88H188V85H187V88H185V89H188V90H189ZM238 88H239V86L237 87V89H238ZM84 89H85V88H84ZM88 89L90 90V88H88ZM88 89H87V90H88ZM126 89H127V90H126ZM151 89H152V90H151ZM154 89H155L156 91H155ZM185 89H184V90H185ZM225 89H224L223 91H226ZM229 89H228V90H229ZM261 89H262V91L264 90V88H261ZM78 90H79V89H78ZM80 90H81V89H80ZM80 90H79V93H78V91L76 90V93L73 95L74 97L72 96V97L74 98V100H73V98H72V100H73V101H78V102L80 101L79 103L81 104V102L84 103V102L86 101V100L84 101V99L87 98V97H84L86 93L83 94V92H85V91H86V92H89V90H88V91H87V90H81V92H80ZM150 90H151V91H150ZM160 90H159V91H160ZM212 90H213V89H212ZM214 90H213V92H211V89H210V91H208V93H209V92H210V93H209V95H207L208 97L206 96L207 99L211 100L212 98H214V99H212L213 101L216 99V98H215V97H216L215 94H216L217 92L215 91V93H214ZM218 90H219V87H218ZM238 90H239V91L242 90V91L244 92V95H243V96H244L245 98H246V96L249 94L248 89H246V88H243V87L241 88V87H240V89H238ZM47 91H48V92H47ZM136 91H135V93L140 95V93H137ZM219 91H220V90H219ZM221 91H222V89H221ZM233 91H232V92H233ZM242 91H241V93H242ZM246 91H247V92H246ZM251 91H252V90H250V92H251ZM256 91H257V89H256ZM256 91H252V93H253V92H256ZM258 91L262 92L261 90H258ZM258 91H257V93H260V92H258ZM44 92H46L47 95H46ZM149 92L147 93L148 96H147V94H146V95L143 94V95H144L143 99H144L145 101L148 100V98H151V96L155 95V94L152 93L153 95L151 94V96H149V95H150ZM227 92H229V96L226 94ZM227 92H225L224 94H223V92H222V94H218L219 92L217 93L218 96H222V97L224 96L223 98H222V97H219V98H221L222 100L225 98V99H224L225 101L223 100L224 103H223L222 100H221V105H220V104H219L220 99H219L218 97H217L218 102H217V100H215V101L219 104V107H218V104L215 103V105H216L217 108L214 107V109H215V108H216L217 110L220 109V110H218V111H220V112L217 111V112H218V115H220V117H218V119L221 118V119H219V122H220V120H222V122L219 123L218 120L216 119V117L218 116L217 114H216L217 116H216L215 114H213V113H214L213 111H212V113H211L212 115L216 116V117H213V119H214L215 121L218 122V123L216 122L217 124H215V123H214V120L211 119V120L213 121V123L215 124L214 127L217 125V127H215V129H216L217 131L215 130L214 132H217V133H218L219 131H218L217 128L220 127V128H219V130H221L220 133L224 136V138H223V137L220 138V137L222 136L220 133L217 134V136H216V135H214V134H216V133H214V132L211 131V130H214L213 125H211V124H213V123L210 124V126H212V127H209V125L207 124V122L209 121V117H210L211 115H207V116H206L207 118L205 117V119H203V120L207 121V122L205 123V126L207 125L206 128H204L205 126H203V125H201V124H200L199 127H198V129H200V130H199V133H202V132H203L202 135L198 133V129L196 128V129H197V130H196V131H197L196 134H197V133L199 134V136H198V134H197V137L203 139V136H205V135L207 136V137H204V138H207L206 140H208V143H207V146H206V150L209 149L210 151H212L213 149L211 150V148H214L215 145H216V148H214V151H212V152H215V153L218 152V153H219L218 155L221 154V156H223L222 153H221L223 150L227 153V150H230V149H232L233 147H235V149H237V146H238V145H237V146H234V144L237 142L236 140L238 139V138L236 139L235 136H236V137H239V135H238L239 133L237 134V132H235V130L237 129V130L239 131L238 128H244V129H241L240 133L243 132V131L246 129L245 126H249V125H248V123H249V119H247V118H250V119H251V118H252L251 116H253V114H255L254 116H258V117H259V116H260V117H263V116H264V110H263V109H264V107H263L264 105L261 106V108L263 107V108L261 109L259 105H261V104H263V103L260 104L259 102H256V93H253V95L255 94V99H252V101L255 103V106H254V104H253V105H252L253 108H252V107L250 108V106H251V104H252L251 99H250L251 96H252L251 93H250L251 96L249 95L250 97L248 98V99H249V102H248V99H246V100H247V101H246L245 99H241V98H240V97H242V94H241V96H238V95L240 94L239 92H237L238 94H235L236 92H234V93H230L231 91H227ZM245 92L248 93L246 96H245V94H246ZM81 93H82V94H81ZM133 93H132V97L135 99L136 103L138 104L139 102H137V100H136L138 96H137L136 94H134L135 97L137 96V97L135 98V97L133 96ZM158 93H159V94H158L157 96H161V93L163 94V92H161V93L158 92ZM208 93H206V94H208ZM211 93H214V97H213V96L210 97V96H211ZM220 93H221V92H220ZM262 93H264V91H263ZM262 93H260V95H259L260 97L263 96ZM156 94H157V92H156ZM164 94H167V93H164ZM168 94H169V93H168ZM225 94H226L228 97H230L231 94H233V95L235 94V95H237V96H233V95H232V96H231L232 99H233L234 97H235V99H236V97H238V98H237L238 101H240L239 99H241V100H243V101L245 100L244 103H245V102H246V103H245V104H244V103H242V104L240 103V105H238L239 102L236 103V100H234L235 103H236V105L233 106L234 101H232V99L227 98V99H229V101L231 100L232 104H231V103L228 104V110L226 109V107L223 108V109H221V108H222L221 106H222V105L225 106V103H226V101H227V100H226V97H227V96L225 97ZM261 94H262V95H261ZM75 95H78L79 97H80V96H81V97H80V98H79V97L77 98V96H75ZM212 95H213V94H212ZM42 96H43V97H42ZM86 96H87V94H86ZM128 96H129V95H128ZM145 96L147 97V99H145ZM166 96H167L166 99L169 98L168 95H166ZM75 97H76V98H75ZM82 97H84V98H82ZM130 97H131V96H130ZM130 97H129V98H130ZM140 97L142 98V95L139 96L138 98H140ZM164 97H165V96H164ZM209 97H210L211 99H210ZM231 97H230V98H231ZM133 98H130V99H129V102H127V98H126V99H124V101H126L125 103H124V101L122 100V103H124V106L121 105V101L119 102V103H120L119 105H121L122 107L126 108V110H127L126 103L129 104V105H128V108H129V106H131V102H132V100H134ZM141 98H140V100H142ZM155 98H156V97H155ZM157 98H158V97H157ZM157 98L154 99V100L157 101L158 99H161V97L158 98V99H157ZM175 98H176V96L174 97V99H175ZM177 98H178V97H177ZM177 98H176V99H177ZM204 98H205V95H204ZM206 98H205V100H206ZM242 98H243V97H242ZM252 98H254V96H252ZM263 98H264V97H263ZM50 99H52V98H50ZM76 99H77V100H76ZM80 99H81V100H80ZM174 99H173V100H174ZM257 99H260V98L257 97ZM82 100H83V101H82ZM151 100L153 101V99H151ZM169 100H171V97L169 98ZM173 100H172V101H173ZM178 100H179V99H177V102H174L175 100L173 101L174 103H176V105H175V104L173 105V103H171V105H170V104H168V105H170L172 108H174V107L178 108V106H177V105L179 104ZM194 100H196V98H195ZM194 100H192V102H193ZM198 100L200 101V99H198ZM198 100H197V101H198ZM205 100L202 101V102H205ZM138 101H139V100H138ZM160 101H161V100H158V102H160ZM162 101H163V98H162ZM206 101H207V100H206ZM215 101H214V102H215ZM229 101H228V103H229ZM243 101H242V102H243ZM259 101H260V100H259ZM261 101H262V98H261ZM261 101H260V102H261ZM78 102H76V103H78ZM158 102H157V103H158ZM180 102H181V100H180ZM195 102H196V101H195ZM207 102H208V101H207ZM207 102H206V103H207ZM262 102H264V101H262ZM74 103H75V102H74ZM83 103H82V104H83ZM144 103H145V104L148 103V104H147L148 106L145 105ZM149 103L152 104V102H150V101H149V102H142V101H141V103H139V104L141 105V107H143V104H144V105L146 106V108H144V109H142V110H145V109H147V108L149 109V106L151 107V104L149 105ZM157 103H156V102L154 103V101H153V104H152V105L157 104ZM168 103H170V102L168 101ZM190 103H191V102H190ZM208 103H209V102H208ZM210 103H212V102H210ZM210 103H209V104H210ZM222 103H223V104H222ZM247 103H250V104H249L250 106H249V105L247 106ZM256 103H257V104L259 103V105H258L257 107H258L260 110H259V109H256V108H257V107H256ZM132 104H134V101H133ZM158 104H159L158 106L161 107L163 103H158ZM203 104H204V103H203ZM164 105H165V104H164ZM168 105H167V106L165 105L166 108H168ZM200 105H202L201 102H200ZM204 105H205V104H204ZM207 105H208V104H207ZM215 105H214V106H215ZM241 105H242V106L245 105L246 107L243 106V107H244L243 110L245 111V108H246V110H247L248 112H247V111H245V112L243 111V112H242V110H241ZM114 106H117V104L114 105ZM121 106H117V107H115V109H113V110H111V109L109 108L110 111H111V114H110V111H109V110H107L108 112H105V115H103L104 113L101 114V115H103V116H102L103 119L101 120L102 117L99 116V117H101L100 120L95 121V122L100 123V124H96V123H95V124L91 125L89 122H87V123H85V125H83L84 123H81L83 126H82L81 124H79V125H80V128H79V125L77 124V125H78V130H80V129H82V130H81L80 132L77 130V133H78V134L75 133V132H76L75 130H74V131H70V133H69V131H67V132L69 133V138L67 137V136H68L67 132H65V130L62 129V128H63V127L65 128V127H67V126H69V125H71V124H69V123H68L69 125H68V124H65V123L62 124V123L60 122V125H56L55 123H56V121H58V120H54V121H50V122H53L54 124L49 122V123H50V124H49L50 126H49L48 124H47V126H49L50 129H51V128H54L55 126H57V128L60 127V129L63 130V132H60V131H59V133H60V138H61L62 136H63V138H61V139H65V138L67 137V138L65 139V141L68 140V139H69V140H70V139H74V137H76L75 139H77V137L80 136V135H81V137H82V134H83V137H84V135H86V134H87L86 136H88V134H91V133H92V130H94L93 127H96L97 125H100L101 127L103 126V128L105 127V128L107 129V127H106V126H107V125H106L107 123H110V122H121V123L126 122V119L123 118L122 113H119L120 117H121V115H122L121 118H119V117H118L119 115H117V114H118L117 112H119V111H118L119 109H120V110H121V109H124V108H118V107H121ZM125 106H126V107H125ZM156 106H157V105H154V107L152 106V107H153V108H152L153 111H152V109L150 108V110H151L152 112H154V113H152L151 111H149V110L147 109V110H148L149 112H151L153 115L147 111L149 114L146 115L147 113H146V114L144 113V114H143L144 116H142V117H144V118L146 117V120H144V118H141V119H143V121H141V119H138V120H140V122H142V124L139 125V126L141 127L142 130L139 129L140 127H138V125H137V126L135 125V126L133 127V128L138 127L137 129H139L138 131H139V134H141V136L137 134L138 131H137L136 129H132L131 127H129V125H126V129H128L127 127H129L130 130H133V131L136 130V133H134V134H135V135L137 134L138 137L140 136L139 138L136 137L135 135H134V136H135L136 138H128V137H126L127 140H125V139L122 138L126 143H130V141H133V142H139V143L142 144V142H144L143 144H146L148 147H149V145H150V146H151V145H152V146H155V145H156V146H155L156 148L154 147V149H157L158 146H159V144H161L160 146H162V148H164L162 144L167 145V144H166V143H167L166 141H168V146L165 147V149L169 147V148H170V149H169V152H175L176 150L179 151V149H177V145L180 146V144L183 145L184 142H186V143L190 142V141H189V140H190V136H191V140H193V141H195V140L192 139V138L197 139V137H194V136H195V127H194V131H193V128H191L192 130H189V128H188V129H185L184 125L182 124L183 121H182L181 119H180V120L182 121V123H181L180 121H179L180 124L177 123L178 121L176 122V119H177V118L175 119V122H176V125H177V126H176V125H174V124H175V123H174V120H172L173 118H172V117H171V118H168V117H167V115H168L170 112H172V113H173V112H176V110H175L176 108H174L173 111H172V110L170 109V106H169V111L171 110L169 113H168V112H167V113H166V112H162V111H164V109L162 108L163 110L159 109V110H161L162 113L160 112V113L155 114L156 112H155L154 110H158V109H154V108H156ZM165 106H162V107H165ZM229 106H230V108H229ZM232 106L235 107V108H233ZM237 106H238L237 109H239V110L236 109ZM179 107H180V106H179ZM220 107H221V108H220ZM231 107H232V109H233L234 111L231 110ZM239 107H240V108H239ZM243 107H242V108H243ZM254 107H255V108H254ZM111 108H112V107H111ZM116 108H118L117 112H116ZM166 108H165V111H167ZM216 109L214 110L215 112H216ZM249 109H250V110H249ZM252 109H254V112H253ZM114 110H115V111H114ZM124 110H125V109H124ZM124 110H122V111H120V112H123ZM221 110H222L223 112H224V110H227V111H225L224 113H222ZM235 110H237V111L235 112ZM256 110H257V111H256ZM113 111L116 112V115L113 114V113H114ZM228 111H229V112H230V111H231V112H232V111L235 112L234 115H236L237 117L234 116L233 113H232L233 116H231V117H233V118L235 117V118H234L235 121H233L234 119L232 120L231 117L229 118V116H230L231 113H229ZM239 111H241V112H240L241 114L238 113ZM249 111H252V114H251ZM145 112H146V110H145ZM158 112H159V111H158ZM226 112H227L228 115H229V116L226 115V116H228L227 118H229V119H227L225 116H223V114H226ZM255 112H257V113L259 112V115L256 114ZM260 112H261V113H260ZM106 113L108 114V116H106V115H107ZM163 113H166L167 115H166V114H163ZM220 113H222V115H221ZM242 113H243V114H242ZM245 113L247 114V117H246V114H245ZM248 113L250 114V117H248V116H249ZM124 114H125V112H124ZM150 114H151V115H150ZM161 114H163L165 117H167L168 122L170 123V124L168 123V124L170 125V127L168 126L167 121L164 122V120H166V119L163 120V118H165V117H164L163 115H161ZM239 114L242 115V116H241L242 119H241V117H240ZM262 114H263V115H262ZM125 115H126V114H125ZM125 115H124V116H125ZM155 115L160 116V117H159V120L161 121L160 118H162V120H163L162 122L165 123L166 126H168L169 128H172V130L167 129L168 127H167V128H166V127H163L164 130H163L162 128H161V129L158 128V126H159V125L162 126L163 123L161 122L162 124H159V125H158V123H160V121L158 120V123H156L157 120H156V119L154 120V117L157 118V116H155ZM170 115H172V114H170ZM170 115H168V116H170ZM175 115H176V114H175ZM244 115H245V118L248 120V123L245 122V126H243V125H244V121H246V119L243 117ZM261 115H262V116H261ZM104 116H106V117H104ZM115 116H117L118 118L115 117ZM126 116H127V115H126ZM161 116H163V117H161ZM208 116H209V117H208ZM99 117H98V118H99ZM147 117H149V118H147ZM179 117H180V116H179ZM258 117H257V118H258ZM104 118H105V119H104ZM210 118H212V116H211ZM238 118H239V119H238ZM263 118H264V117H263ZM124 119H125V120H124ZM169 119H170L172 122H171ZM93 120H94V119H93ZM95 120H97V118H96ZM138 120H137V121H138ZM178 120H179V119H178ZM236 120H237V121H236ZM241 120H242L243 124L240 123ZM128 121H129V122H133V121H136V119H134V120L129 119ZM224 121H225V122H228V123H224ZM238 121H239V123L236 124V122H238ZM250 121H251V120H250ZM90 122H91V121H90ZM210 122H211V121H210ZM210 122H208V123H210ZM88 123H89V124H88ZM171 123H172L173 125H172ZM222 123H224V124H229V123H230V124L232 125V127H230V126H231L230 124H229V125H230L229 127H226V125H225V127L227 128V129H225L224 127H222V126H224V125H222ZM246 123H247V124H246ZM51 124H53V125H55V126L52 127L53 125L51 126ZM101 124H102V125H101ZM155 124H156L157 127L154 126ZM234 124L237 126V128H236V126H235ZM240 124H241V125H240ZM66 125H67V126H66ZM73 125H74V124H73ZM104 125H105V126H104ZM108 125H109V124H108ZM163 125H164V124H163ZM179 125H180V126L182 125V126L180 127ZM218 125H220V126H218ZM221 125H222V126H221ZM111 126H112V125L108 126V129L111 128L112 130H114V132L117 131V130H116V129H117L116 127H118V125H115V124H114V126H112V127H111ZM119 126H120V125H119ZM122 126H124V125H122ZM164 126H165V125H164ZM173 126H176V127L179 129V131H180L181 128L184 127L185 130L182 129L181 131H182V133L186 136V138H187V140L185 139L186 141L184 140L185 137L183 138L184 135H182L181 132H178V131H177L178 129L176 128V129H177V130H176ZM200 126H201V127H200ZM81 127H82V128H81ZM114 127H115V129H114ZM147 127H148V128H147ZM149 127H150V128H153V129H154V127H155V129H154L155 131H154V132L152 131V132H153L154 134H156L157 137H156V135H152V134H153V133L151 132L152 129L150 130ZM159 127H160V126H159ZM233 127H234L235 130L232 129V132H231V128H233ZM91 128H93V129H91ZM97 128H98V127H97ZM105 128H104V129H105ZM118 128H120V127H118ZM121 128H123V127H121ZM121 128H120V129H121ZM124 128H125V127H124ZM143 128H145V129H144L145 132H141V131H143ZM157 128L160 129V130L158 131ZM165 128H166L167 131L165 130ZM186 128H187V127H186ZM229 128H230V129H229ZM146 129L150 130V132H151L152 134L147 133V132H149V131H147ZM210 129H211V130H210ZM222 129H224L228 134H227L225 131H222ZM95 130H96V129H95ZM95 130H94V131H95ZM161 130L166 131V132H163V133H162ZM174 130H176L177 133H176V131H174ZM186 130H189V131L187 132ZM207 130H209V133H210V134L207 132ZM249 130H250V129H249ZM249 130H248V131H249ZM12 131H13V130H12ZM50 131H51L52 134H53V132H55V133L58 132V130H57V131H54V130L52 131V130H50ZM50 131H49V133H50ZM88 131H90L91 133L88 132ZM156 131H157V132H156ZM184 131H185V132H184ZM248 131H247V132H248ZM19 132H23V133H24V131H19ZM140 132H141V133H140ZM158 132H159L160 134H159ZM189 132H190L191 134H193L192 132H194V135H193V136L190 135ZM211 132L214 133V134L212 135ZM224 132H225V133H224ZM229 132H230L231 134H229ZM23 133H22V134H23ZM42 133L45 134V133H47V132H42ZM51 133H50V134H51ZM55 133H54V134H55ZM65 133L67 134L66 137L64 136ZM85 133H86V134H85ZM131 133H132V131H131ZM161 133H162V134H161ZM178 133L181 134L182 136H181V135H178ZM187 133H188V134H187ZM205 133H206V134H205ZM223 133H224V134H223ZM234 133H235L236 135H235ZM22 134H21V135H22ZM56 134H57V133H56ZM176 134H177V136H176ZM204 134H205V135H204ZM207 134H208L209 136H208ZM233 134H234V136H233ZM21 135H18L17 138H16L15 140H14L13 138H15L16 136H15V137H12V138H8V139H7L8 142H9V141L11 142V139H12V143H11V144H9V143L6 144L7 142H6V141H3V140H5V138H4L3 140L0 139V144L3 145L4 150H5V148H6V149L9 150V151H10L12 148H13L14 150H15V149L17 150V149H19V148H22L21 146H25L24 142L28 141V136H27V137L25 136V137H26V138H25V137L23 136V135H25V133L22 135L23 137H22ZM31 135H33V134H31ZM38 135H39V134H38ZM41 135H42V134H41ZM71 135H73L74 137L72 136L73 138H72V137L70 138ZM77 135H78V136H77ZM131 135H133V134H131ZM200 135H201L202 137H201ZM210 135L215 136V137H213V139H212V137H211ZM227 135H228V137H227ZM241 135H242V134H241ZM19 136H20V137H19ZM33 136H36V135H33ZM114 136H115V134L113 135V137H114ZM117 136H118V135H116V137H117ZM142 136H143V137H142ZM158 136H159V137H158ZM179 136H180V137L182 138V140L184 141L183 143H182V140H181V138H180ZM188 136H189V137H188ZM218 136H220V137H219L220 140H218V138H217ZM225 136H226V137H225ZM243 136H244V135H243ZM29 137H30V134H29ZM64 137H65V138H64ZM105 137H106V136H105ZM108 137H111V135L108 136ZM113 137H112V139H110V138L107 139V137H106V139H107V140L110 139V141H112V140L115 141V140L117 139L116 141L119 142V141L121 140V137H123V136L120 137V140H119L118 138H116V137H115V139H113ZM160 137H161V138H160ZM230 137H231V140H230ZM240 137H241V136H240ZM18 138H19V141H18ZM20 138H21V140H20ZM124 138H125V137H124ZM142 138H143L145 141H143ZM176 138H177L178 140H177ZM179 138H180V139H179ZM188 138H189V140H188ZM208 138H211L213 141H211V143H209V142H210V139H208ZM226 138H227V139H226ZM241 138H242V137H241ZM241 138H240V139H241ZM243 138H244V137H243ZM243 138H242V139H243ZM24 139H25V140H24ZM26 139H27V140H26ZM102 139H103V138H102ZM104 139H105V138H104ZM140 139H141V140H140ZM164 139H165V140H164ZM216 139H217V141H215ZM221 139H222V140H221ZM225 139H226V141H227V144H226V142H225ZM228 139H229V140H228ZM240 139H239V140H240ZM123 140H121V143H123V142H122ZM160 140L162 141V143H159ZM163 140H164V143H163ZM198 140H200V139H198ZM204 140H205V139H203V142H202V140H200L201 143H202V145H203L204 143H206V142H204ZM206 140H205V141H206ZM239 140H238V141H239ZM13 141H14V142H13ZM17 141H18V142H17ZM60 141H63V142H64V140H60ZM193 141H192V142H193ZM220 141H221L222 143L224 142V143L226 144V147H227L228 149H227V148L225 149V144H224V143L222 144ZM232 141L234 142V144H233ZM235 141H236V142H235ZM66 142H67V141H66ZM215 142H216V143L219 142V143H221V144H219V143L216 144ZM228 142H229V143H228ZM177 143H179V144H177ZM186 143H185V144H186ZM231 143H232V144H231ZM20 144H21V146H20ZM23 144H24V145H23ZM26 144H27V143H26ZM176 144H177V145H176ZM185 144H184V145H185ZM209 144H210V145H209ZM211 144H212V145H211ZM218 144H219L220 146H218ZM2 145H0V151H2V149H1ZM7 145H8V146H7ZM146 145H144V146H146ZM186 145H187V144H186ZM202 145H201V147L203 148L204 145H203V146H202ZM205 145H206V144H205ZM208 145L210 146L209 148H208ZM222 145H224V146H223V147H224L223 149H222V147H221ZM227 145H228V146H227ZM235 145H236V144H235ZM212 146H214V147H212ZM240 146H241V145H240ZM15 147H16V148H15ZM17 147H19V148H17ZM148 147H146V148H148ZM181 147H182V146H181ZM204 147H205V146H204ZM217 147H219V149L221 148L222 151L218 150ZM229 147H230V148H229ZM243 147H244V146H243ZM243 147L241 146V147H238V148H242V149H243ZM146 148H144V149H146ZM150 148H151V147H150ZM150 148L148 149V152H146L147 154H148L149 152H151V151H149V150H151ZM171 148H172V149H171ZM174 148H175V151H172ZM183 148L186 149L185 147H182L181 149L183 150ZM197 148H199V147H197ZM142 149H143V148H142ZM152 149H153V148H152ZM154 149H153V150H154ZM160 149H161V147H160ZM165 149H163L164 152H166ZM204 149H205V148H204ZM215 149H217L218 151L215 150ZM4 150H3V152H4V153L6 152V153H5V154L3 153V154H4L3 156L7 155L8 153L11 154V152H12V151H11V152H8V153H7V150H6V151H4ZM14 150H13V151H14ZM170 150H171V151H170ZM193 150H194V149H193ZM195 150H197V149H195ZM143 151H144V153H145V150H143ZM154 151H155V150H154ZM200 151H201V150H200ZM224 151H223V152H224ZM196 152L198 153V150H197ZM196 152H194V153H196ZM202 152H203V149H202ZM225 152H224L223 154H226ZM151 153H152V152H151ZM151 153H149V154H151ZM200 153H201V152H200ZM0 154H2V152H0ZM9 154H8V155H9ZM1 156H2V155H1ZM1 156H0V159H2ZM174 161H175V160H172V162H174ZM215 162H216V161H215ZM121 163H122V162H121ZM174 163H176V161H175ZM216 163H217V162H216ZM125 164H126V163H125ZM130 168H131V167H130ZM130 168H129V169H130ZM126 169H128V168H126ZM132 169H134V168H132ZM142 169H145V168H142ZM13 171H14V170H13ZM13 173H14V172H12V175H14ZM15 174H16V173H15ZM0 175H1V174H0ZM2 175H3V174H2ZM2 175L0 176V179L3 178ZM9 175H10V173H9L7 176H6V175H5V176H6V178H8V180H10V182H11L12 179L14 180V181L12 180V182H15V179H16L17 177H18V178L16 179V181L18 182V180H19L20 183L32 179V178H30L29 176H23V175H20V174H18L17 176L15 175L16 177H15V176H14V177L12 176V179H10L11 177H9ZM10 176H11V175H10ZM177 176H180V175H176V183H175V184H177V181H178V180H177V178H178ZM180 177H182V176H180ZM6 178L4 177L3 179H5V181H6V180H7ZM14 178H15V179H14ZM3 179L0 180V183H1V181H2V183H4V182H3V181H4ZM179 180H181V179H179ZM7 182H8V181H6L5 183H7ZM219 182H220V181H219ZM219 182H217V183L214 182V185L216 186L217 184H219ZM2 183H1V184H2ZM8 183H9V182H8ZM221 183L223 184V182H221ZM1 184H0V185H1ZM178 184H180V182H179ZM217 186H221V185H217ZM231 192H232V189H231ZM230 195H231V193H230V194H227L226 196L229 198ZM263 195H264V194H261V196L258 197V200H257V197H256V199L254 200V203H256V204H257V202L261 201L260 203H258L259 205L257 204V207H258V208L256 207V208H257V214H256V215H259V214H258V210H260V209H262V211L260 210L261 212H259V213H263V214H264V210H263L264 206H262V203H263V205H264V196H263ZM225 199H226V198H225ZM255 201H257V202H255ZM262 201H263V202H262ZM260 206H262L263 208L260 207ZM259 207H260V209H259ZM255 211H256V210H255ZM201 213L204 214V213H207V212L205 211V212H201ZM254 213H256V212H254ZM254 213H253V214H254ZM203 214H200V213L196 214V215H198V216L195 215L194 217H192V218H193V220L191 219L192 222H193L196 218H199V217H200V219H199L200 222H203L204 220H206L207 217H204V216H207V215L204 214V216H203ZM263 214H260L259 217L261 218ZM256 215H254L255 218L257 217ZM202 216H203V217H202ZM259 217H257V218H259ZM201 218H202V219L205 218V219L202 221ZM197 221H198V220L196 219V221H195V226H196L197 223L199 222V221H198V222H197ZM189 222H190V221H189ZM233 222H234V224L237 223L235 220H233ZM229 223L232 224L231 221L228 222V223H226L225 228H226V227L228 228V226H231ZM50 224H52V223H50ZM58 224L60 225V222H58ZM203 224H204V223H203ZM205 224H206V223H205ZM205 224H204L203 226H205ZM199 225H200V224H198L197 226H199ZM224 225H225V224H223V225L220 226V227L222 228V227H224ZM227 225H228V226H227ZM232 226H233V225H232ZM189 227H190V226H189ZM35 229H36V228H35ZM37 229L40 230L39 227H37ZM228 229H229V228H228ZM248 232H250V233L252 234L254 231L252 232L251 230H248ZM245 234H246V232H245ZM223 249H224V252H227V251L230 252V251H234L236 248H233L232 245H231V246L229 245L227 248H223ZM223 249H222V250H223ZM220 260H221V259L218 258V259H216L215 261H216L217 263H218V261H219L218 264H224V263H225V262H223V259H222L221 261H220ZM215 261H214V262H215ZM185 262H186V261H185ZM196 262H197V261H196ZM196 262H195V263H196ZM74 263H75V262H74ZM183 263H184V262H183ZM189 263L192 264V262H188V263L186 262V264H189ZM195 263L193 262V264H195ZM181 264H182V263H181ZM197 264H202V263L199 262V263H197ZM207 264H209V263H207ZM210 264H215V263H210Z\"/></svg>","mask_w":264,"mask_h":264}]
</instances>
